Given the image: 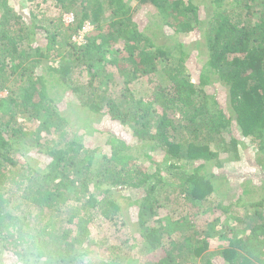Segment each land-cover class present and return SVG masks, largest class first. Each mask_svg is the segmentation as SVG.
Here are the masks:
<instances>
[{
    "label": "trees",
    "instance_id": "obj_1",
    "mask_svg": "<svg viewBox=\"0 0 264 264\" xmlns=\"http://www.w3.org/2000/svg\"><path fill=\"white\" fill-rule=\"evenodd\" d=\"M199 1L205 5L204 17ZM50 3L61 14L72 12L74 21L64 26L59 17V25L51 26L50 18H42L47 13L44 4ZM145 4L153 5L161 23L175 34L203 31L208 53L197 81L185 63L187 46L158 42V18L150 19L149 13L137 17L138 9L148 11ZM256 4L261 13L253 21ZM20 10L28 12V22L17 13ZM85 22L96 33L76 45L71 36ZM40 33L46 37L45 45ZM74 69H84L88 93L75 85ZM114 74L122 78L117 93L110 89L115 86ZM217 85L227 90L226 108ZM60 89L73 91L93 114L131 123L137 143L130 145L109 131L106 150L98 154L81 137L70 136L68 119L57 105ZM3 90L7 93L0 95L2 264H75L84 256L96 260L92 246L101 244L93 239L89 223L96 214L116 222L125 204L138 205L137 231L139 242L144 241L139 252L151 257L141 262L129 254L122 263V253L112 251L92 264H214L216 256L224 264H264V194L250 202L254 211L245 219L229 215L224 221L212 219L208 224L215 225L212 233L193 229L191 235L172 238L185 227L189 213L180 215L183 224H163L165 219L158 217L155 227L150 220L164 207L155 196L162 184L183 193L192 206L200 205L224 180L207 171L208 164L221 168L250 146L256 156L252 164L264 181V0H0ZM21 114L35 119L34 131L10 127ZM233 125L240 139L233 136ZM43 130L56 139L51 145H32L44 165L40 168L21 154L31 134ZM151 151L162 154L160 162ZM220 152L226 155L222 160ZM129 189L139 195L122 194ZM216 225L231 235L216 236L220 229ZM204 232L207 238L200 239Z\"/></svg>",
    "mask_w": 264,
    "mask_h": 264
},
{
    "label": "rangeland",
    "instance_id": "obj_2",
    "mask_svg": "<svg viewBox=\"0 0 264 264\" xmlns=\"http://www.w3.org/2000/svg\"><path fill=\"white\" fill-rule=\"evenodd\" d=\"M17 1L19 3H25V0ZM199 5L202 8L201 12L204 17L206 13L205 5L202 4L201 1H199ZM44 6L46 7L47 13H45V16H42V18H50L52 21L51 26L59 25V17L63 19L61 21L64 26L74 21V14L72 12H65L61 14L58 7H53V3H50L49 7L45 4ZM260 6L261 5L258 4H256L255 6L256 9L254 13H252L253 21L254 19L257 20L261 13ZM145 7V10H148L146 14L145 11L141 9H138V11L135 13L138 18L143 19V15H147V13H149L150 19L159 17L156 16V9L153 5L145 4ZM20 11H18L17 13L22 15L25 22H28L30 20L28 12H22V10ZM141 24H144L143 20ZM157 24L160 27V30L158 32V42H164L165 45L168 46H175L177 43L182 42L185 44V46H187L186 52H189L190 54L188 55L189 57L187 58L185 63L187 64L188 71H190L191 73V79L193 81H197L198 69L200 66H202V63L207 57L208 53V46L204 39L203 31H190L189 33L184 34H175L171 27L165 26L161 23L160 20L157 22ZM95 33L96 30L93 29V25H91L89 22H85L78 33L71 36V41L76 43V45H82L85 42L86 35H93ZM40 34L41 43L45 45L46 37L43 33ZM71 75L76 82L75 85L84 86L86 88L84 92L88 93L89 88L87 87L89 79L84 72V69L82 72L74 69ZM121 79L122 78L117 76V74H114V76L111 78V81L115 82V86L110 88L113 93H117L121 89ZM217 86L219 89L218 92H220L219 98H221L222 100L221 105L226 108V95L224 94L227 90L223 86ZM137 87H141V85L137 84ZM59 91L63 92L61 89ZM209 91H213V88H209ZM6 93V90L0 91V95H5ZM147 98H151V96H146L145 99ZM57 105L62 110L64 116L68 119L66 130L69 132V135H76L78 137H81L84 144H88L89 146L98 149V154L106 150L105 141L109 131L114 135L118 134V136L120 137H125L126 140L129 141L130 145H135L137 143L136 137L131 132V123L121 124L119 122L110 120L106 114H93L92 112H90V110L87 109V107H84L82 105L80 100L76 98V95L73 93V91L67 90L66 92L61 93V99L58 100ZM37 125L38 123L34 118H28L21 114L14 117V121H11L10 127H13L15 129L20 127L22 130L28 132L34 131ZM231 128V131L234 133L233 136L240 139L241 134L236 129L237 126L233 125ZM31 135L32 137L29 140L30 144L28 145L27 150L23 151L24 155H22L21 152L18 153L21 154L24 161L25 158H27L33 166L37 165L38 167L42 168V166H44L42 161L35 157V152L38 151V149L32 145L34 143L37 146L39 144L51 145V142L56 139V135L53 133L46 134L45 130L38 134L39 136H35L33 134ZM37 139L39 140V142L37 141ZM244 140L246 142V146H250L249 140ZM250 151L251 146L246 149V152L241 150V157L239 159H233L224 162L221 168L217 167L212 162L211 164H208L207 171H212L223 175L224 180H220L218 184H216V190L208 195L200 205L192 206L193 203L184 198L183 193H179L177 190L172 192L171 186H169L168 184H162L159 190L156 191L155 196L158 202H162L164 204V207L158 208L157 215L150 219L153 222V225H155V227H158V224L154 223V221H156L158 217H163L165 219L162 220L163 224L165 222H167L168 224L173 221H178V224H183V221L180 220L182 217L180 215L189 213V216L185 219L186 221H184L185 223H187L184 225L185 227L183 229H177L176 231L179 232L175 231V234H173L172 236V238L174 237L176 239H179L184 235H191L193 229H197L199 231L205 230V232L210 231V233H212L214 231L215 225L208 224H210L212 219H215L216 217L224 221V219L228 215L232 218H234L235 216H240L244 219L247 216L252 215L254 208L249 204L250 202L252 203L254 201L260 200V198L264 194V181L263 174H261V172L258 171L257 168L252 164L255 162L256 156L255 154L250 153ZM20 154H17V156H19ZM150 154L153 155V158H155L157 161H161V153L151 151ZM225 157L226 155L220 152L219 158L222 160ZM164 176L165 178L168 177L166 174ZM174 180L176 179H173V181ZM122 194L125 196L128 194L134 197L139 195L137 193L135 194V192L130 189L125 190V193ZM238 198L240 200L239 204L236 206ZM230 202L232 203L231 205H229ZM222 205L227 208H222ZM215 206H217L218 208L211 209L208 212H205V209ZM137 209L138 205H123L124 215L122 214L116 220V222H111L107 220V218L105 219V217H103L102 215L96 214V216H94V219L89 223V228L93 239L97 243L101 244L98 246H92V248L95 249L93 255L96 256V252L98 254L96 256V260H94L93 257L92 259H90V257L84 256V258L81 257L76 259L75 264H92V261H99L100 257L106 258L112 251H114L115 253H122V257H125L124 259L122 257L119 258L122 263L126 261V258L129 254L131 256L133 255L134 257L139 258L141 262L150 258L151 253H144V251L139 252L140 247L144 245V241L139 242L141 236L139 231H137ZM195 211L200 213L196 214ZM67 213L68 211L65 212L66 215H68ZM191 223H193L194 227H189ZM216 227H220V229L215 233L216 236H220L219 234L222 233V235H225V237L228 238L227 236L231 235L227 234V228H225L224 226L216 225ZM205 232L199 235L200 239L207 238ZM131 237L137 238L136 240H132ZM220 243L224 246L227 242L220 241ZM156 254L159 255V252L156 251ZM114 259H116V257ZM213 263L224 264L219 260L217 256L213 259ZM0 264H2L1 261ZM5 264L11 263L5 261Z\"/></svg>",
    "mask_w": 264,
    "mask_h": 264
}]
</instances>
